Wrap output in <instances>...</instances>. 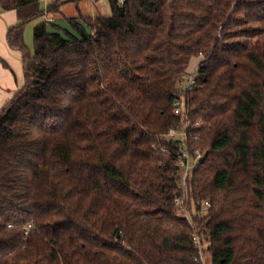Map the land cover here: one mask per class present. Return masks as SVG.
Segmentation results:
<instances>
[{
    "label": "trees",
    "instance_id": "trees-1",
    "mask_svg": "<svg viewBox=\"0 0 264 264\" xmlns=\"http://www.w3.org/2000/svg\"><path fill=\"white\" fill-rule=\"evenodd\" d=\"M42 1L0 0L25 69L0 109V264H204L196 236L212 264H264V0H109L81 38L36 24L32 52L25 24L66 0ZM196 56L193 226L166 135Z\"/></svg>",
    "mask_w": 264,
    "mask_h": 264
},
{
    "label": "rangeland",
    "instance_id": "rangeland-1",
    "mask_svg": "<svg viewBox=\"0 0 264 264\" xmlns=\"http://www.w3.org/2000/svg\"><path fill=\"white\" fill-rule=\"evenodd\" d=\"M52 0L47 3H41L42 8H46ZM112 14V8L109 0H66L59 4L58 8L47 12L39 17H36L25 24L24 37L27 45L30 47L31 51L34 50L33 44V29L36 24L40 22L47 21L48 28L52 32H60L65 37L72 38L74 36L81 38L84 34L77 30L76 27L71 23L72 18H79L86 29V32H91V26L88 23L90 17H95L99 15L109 16ZM72 33V35L69 32ZM28 36L31 43L28 42ZM201 57H193L189 63V72H194L197 68L199 60ZM185 83H181V88H185ZM203 151L202 147L196 148ZM192 153L195 152V150ZM204 155V154H203ZM195 162L192 160L191 165L194 167ZM209 202V201H208ZM210 204V203H209ZM204 264H212V256L209 251L204 253Z\"/></svg>",
    "mask_w": 264,
    "mask_h": 264
},
{
    "label": "built area",
    "instance_id": "built-area-1",
    "mask_svg": "<svg viewBox=\"0 0 264 264\" xmlns=\"http://www.w3.org/2000/svg\"><path fill=\"white\" fill-rule=\"evenodd\" d=\"M44 2H48V0H43ZM196 71V69H195ZM195 71L189 72L188 74L183 75L182 83H185V88L180 91V98L176 102L175 113L180 115L183 120V126L175 127L170 129L166 137L168 139H180L179 150H178V166L180 170V178L178 179V186L182 189V193L175 197L174 202L178 206L179 211L184 214L187 220L191 225L194 226L193 217L188 211L186 207L187 200V188L188 181L192 176L194 167L191 165V161L193 160L197 163L200 158L203 156V152L196 149L194 153H192L189 147V139H188V126H189V113L187 108V95L190 90H192L196 84ZM196 165V164H195ZM206 205H210L208 201H206ZM196 244L199 246V258L204 263V251L203 246L201 245L200 239L198 236L195 238Z\"/></svg>",
    "mask_w": 264,
    "mask_h": 264
},
{
    "label": "crops",
    "instance_id": "crops-1",
    "mask_svg": "<svg viewBox=\"0 0 264 264\" xmlns=\"http://www.w3.org/2000/svg\"><path fill=\"white\" fill-rule=\"evenodd\" d=\"M16 22L18 15L15 10L0 13V55L4 59V62L0 60V109L25 82L22 54L10 47L6 39L9 26ZM28 42L31 43L29 36Z\"/></svg>",
    "mask_w": 264,
    "mask_h": 264
},
{
    "label": "water",
    "instance_id": "water-1",
    "mask_svg": "<svg viewBox=\"0 0 264 264\" xmlns=\"http://www.w3.org/2000/svg\"><path fill=\"white\" fill-rule=\"evenodd\" d=\"M208 152L206 151L204 155L200 158L199 162H204V160L207 158Z\"/></svg>",
    "mask_w": 264,
    "mask_h": 264
}]
</instances>
